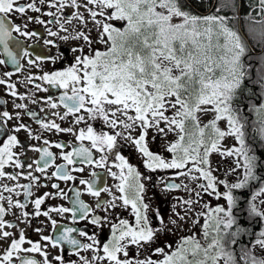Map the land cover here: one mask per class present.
Instances as JSON below:
<instances>
[{
  "label": "snow or ice",
  "instance_id": "6c2138e0",
  "mask_svg": "<svg viewBox=\"0 0 264 264\" xmlns=\"http://www.w3.org/2000/svg\"><path fill=\"white\" fill-rule=\"evenodd\" d=\"M244 7L0 0V264H264V0Z\"/></svg>",
  "mask_w": 264,
  "mask_h": 264
},
{
  "label": "flooded vegetation",
  "instance_id": "af4514ba",
  "mask_svg": "<svg viewBox=\"0 0 264 264\" xmlns=\"http://www.w3.org/2000/svg\"><path fill=\"white\" fill-rule=\"evenodd\" d=\"M244 2H245V7L242 9V13L248 11V8H247V2H248V0H244ZM14 19H15V17H14ZM253 47L255 48V50H256L257 53H259L261 51V48L259 46H257L255 43H253ZM52 51L54 52L55 49H52ZM0 67H2V66H0ZM25 67L27 68L26 62H25ZM26 74H27L26 72H21V73H16L15 75L25 76ZM13 78H15V76ZM4 87H5L4 85H0V98L7 99L8 100L7 107L11 108V97L7 96V94L4 92ZM29 87H31V86H29ZM24 90L25 89L21 86L20 87V91H24ZM38 95H45V93L41 92V93H38ZM31 107L36 108V105H31ZM44 111L45 112H49V111H51V109H44ZM41 115H43V113H41ZM25 119H28V117H25ZM61 135H62V138H64V139H67L68 138L67 134H61ZM52 138H56V137H52ZM53 151H58V149H56L55 147H53ZM125 151L127 152L128 150L125 149ZM31 155L33 157H35V156H38L39 153L38 152H34V153H31ZM133 158H134V154H133ZM152 175L154 177L153 183H155V178L159 174L158 173H153ZM175 179H177V181H178L180 178H175ZM109 182H111L110 178H109ZM69 183H71V182H69ZM61 186L62 187H65V190L68 191V193H69L70 196L72 195L71 191L65 186V184L63 182H61ZM41 191H43V189ZM152 191H154L156 193V197H153L155 204L158 205L159 207H161L164 210L165 214L167 215L168 214V211H169V204L171 203L170 199H168L161 192L159 186L154 187L152 189ZM174 194H175V192H173V195ZM150 195H151V193H150ZM83 198L85 200H88L90 203L92 202V198L90 196H88L87 194H85ZM52 202L53 203L63 202L65 204H68L69 203L67 200H54ZM57 219L58 220H61L62 219L65 224L70 223V221H68L67 219L61 218L59 216H57ZM78 223L83 224L84 222H78ZM29 234L31 235L33 233L29 232ZM177 238H178V236H171V235H169L167 237V239L171 240L173 243L175 242V240ZM66 257L67 258H73V259L75 258V257H73L71 255V253H66Z\"/></svg>",
  "mask_w": 264,
  "mask_h": 264
},
{
  "label": "rangeland",
  "instance_id": "374dc122",
  "mask_svg": "<svg viewBox=\"0 0 264 264\" xmlns=\"http://www.w3.org/2000/svg\"><path fill=\"white\" fill-rule=\"evenodd\" d=\"M211 199V197H209Z\"/></svg>",
  "mask_w": 264,
  "mask_h": 264
},
{
  "label": "trees",
  "instance_id": "16d2710c",
  "mask_svg": "<svg viewBox=\"0 0 264 264\" xmlns=\"http://www.w3.org/2000/svg\"><path fill=\"white\" fill-rule=\"evenodd\" d=\"M257 102H259V101H257Z\"/></svg>",
  "mask_w": 264,
  "mask_h": 264
}]
</instances>
